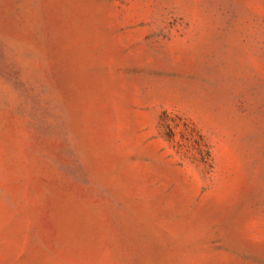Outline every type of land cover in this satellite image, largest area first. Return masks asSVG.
I'll list each match as a JSON object with an SVG mask.
<instances>
[{"label": "rangeland", "instance_id": "rangeland-1", "mask_svg": "<svg viewBox=\"0 0 264 264\" xmlns=\"http://www.w3.org/2000/svg\"><path fill=\"white\" fill-rule=\"evenodd\" d=\"M0 264H264V0H0Z\"/></svg>", "mask_w": 264, "mask_h": 264}]
</instances>
